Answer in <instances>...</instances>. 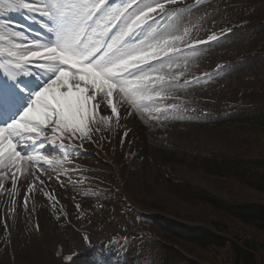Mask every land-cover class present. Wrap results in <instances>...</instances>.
Returning a JSON list of instances; mask_svg holds the SVG:
<instances>
[{
    "label": "rangeland",
    "instance_id": "1",
    "mask_svg": "<svg viewBox=\"0 0 264 264\" xmlns=\"http://www.w3.org/2000/svg\"><path fill=\"white\" fill-rule=\"evenodd\" d=\"M232 1L206 0L196 7L180 8L176 16L168 15L152 29L164 32L165 29L171 30L169 26H172L177 29L175 35H183L187 30L188 35L177 44L200 38L224 24L247 18V13L240 11V6L232 4ZM262 38V28L249 29L217 45L183 53L173 59L170 68L166 62L165 74L171 73L177 80L208 74L190 85L171 90L157 102L156 106L161 108L173 104L178 106L169 118H165L167 113H135L123 103V113L119 118L111 115V127L107 128L106 122L100 118L104 110H100L92 120L96 126H92L94 135L91 137L96 141L98 147L95 149L100 154L106 152L115 160V168L124 181L121 184L123 193L130 200L142 194L150 199L162 198L168 204L186 209L189 206L183 197L187 190L175 182L178 178H188L195 185L225 194L215 185L216 175L212 169L199 160L208 150L234 152L239 135L257 133L240 128L244 120L251 124L255 116L229 105L238 100V92L242 89L264 84V64L251 57L247 62L221 73L214 71V65L223 57L249 52L251 46ZM153 115H159V118L154 119ZM97 136L103 139L98 140ZM83 161H91V158ZM95 162L92 163L105 165L104 161ZM13 171L4 170L0 175V254L4 255V264H10L8 239H13L17 255L24 250L31 251L32 259L25 264H46L47 253L53 250L54 238L65 239L73 249L80 250L81 256L75 264L91 261L136 264L140 257L139 240L134 237L128 242H120L125 231L135 232V225L112 210L108 206L111 204L109 199L81 187L74 172L62 168L47 170L37 163L24 162L16 173L13 186ZM31 188L38 190L34 199L35 208L43 217V239L33 236L28 216L25 217L23 211L26 191ZM51 188L58 190L62 206L49 195ZM100 221L111 226L105 230L100 227ZM11 233L13 235L9 238ZM117 236L120 238L113 241L112 238Z\"/></svg>",
    "mask_w": 264,
    "mask_h": 264
},
{
    "label": "snow or ice",
    "instance_id": "2",
    "mask_svg": "<svg viewBox=\"0 0 264 264\" xmlns=\"http://www.w3.org/2000/svg\"><path fill=\"white\" fill-rule=\"evenodd\" d=\"M5 2L0 0V6ZM9 3L46 18L47 22L41 23L50 34L46 41L28 40L23 32L8 31L9 25H0L3 57L0 59V169L15 170L13 186L23 162H53L38 150L22 154L21 146L48 139L46 131L59 137L64 133L85 134L102 104L119 118L114 93L118 94L119 102L128 104L135 113H167L165 118H169L178 109L174 104L166 108L156 104L171 90L182 87L177 77L165 74V70L166 62L170 68L175 54L181 51L176 47L177 42H182L188 32L175 35L177 29L172 26L164 32L152 29V24L157 23L156 15H167V5L176 4L177 0H120L119 3L116 0H9ZM176 15L172 10V16ZM137 34L144 38L139 39ZM15 38L28 43H17ZM216 39L215 34L208 37V40ZM39 147L42 149L43 143ZM66 259L75 264L72 255Z\"/></svg>",
    "mask_w": 264,
    "mask_h": 264
},
{
    "label": "trees",
    "instance_id": "3",
    "mask_svg": "<svg viewBox=\"0 0 264 264\" xmlns=\"http://www.w3.org/2000/svg\"><path fill=\"white\" fill-rule=\"evenodd\" d=\"M218 167V165H216ZM224 169V168H223ZM251 170L249 169L248 172ZM246 170L242 172H228L230 176L235 177L236 181L242 185H253L259 190L264 191V175L257 172L248 173ZM187 201L204 205L208 211L218 210L222 212V218L218 223H213L208 219L210 224L215 225L223 232H227L225 221L228 217L234 216L250 227L252 231H246L236 223L234 225V237L231 250L226 248V239L219 234L204 227H184L168 219L158 217H143L144 221L150 225L154 222L160 223L162 228L169 231L165 234V238L171 241H179L183 239L182 244L189 248L193 253L199 249L203 250L210 256L205 258L209 264H258L257 256H260L261 264H264V205H253L249 201L245 204L233 205L223 202L206 192L193 191L189 192ZM146 206H153L160 210H166V207L158 202L141 201ZM176 213L175 211H172ZM178 214V213H176ZM158 241L153 244L154 248L158 246ZM161 260L163 264H180L184 263V259L175 249L163 246Z\"/></svg>",
    "mask_w": 264,
    "mask_h": 264
}]
</instances>
